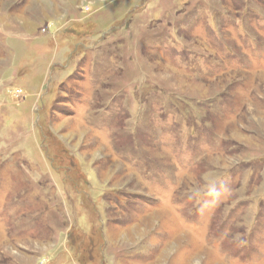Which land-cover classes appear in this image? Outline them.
Listing matches in <instances>:
<instances>
[{
  "label": "rangeland",
  "instance_id": "rangeland-1",
  "mask_svg": "<svg viewBox=\"0 0 264 264\" xmlns=\"http://www.w3.org/2000/svg\"><path fill=\"white\" fill-rule=\"evenodd\" d=\"M0 264H264V0H0Z\"/></svg>",
  "mask_w": 264,
  "mask_h": 264
}]
</instances>
